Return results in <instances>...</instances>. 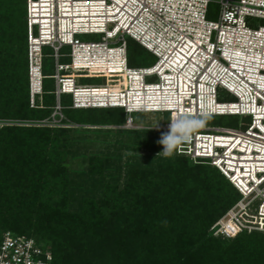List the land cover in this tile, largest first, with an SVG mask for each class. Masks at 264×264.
<instances>
[{
  "label": "built area",
  "instance_id": "obj_1",
  "mask_svg": "<svg viewBox=\"0 0 264 264\" xmlns=\"http://www.w3.org/2000/svg\"><path fill=\"white\" fill-rule=\"evenodd\" d=\"M214 4L219 15L211 21ZM26 26L30 108L44 107L46 79L55 104L47 118L0 127H86L66 109H123L126 122L116 129H143L133 114L241 117L239 128L199 129L176 152L217 168L240 194L211 227L214 236L264 234V0H26ZM129 39L156 62L131 68ZM169 123L153 129L169 131ZM0 264L54 260L34 238L7 231Z\"/></svg>",
  "mask_w": 264,
  "mask_h": 264
},
{
  "label": "trees",
  "instance_id": "obj_2",
  "mask_svg": "<svg viewBox=\"0 0 264 264\" xmlns=\"http://www.w3.org/2000/svg\"><path fill=\"white\" fill-rule=\"evenodd\" d=\"M145 53L129 42V61ZM49 63L45 58V68ZM52 83L45 80L44 107L30 108L26 0H0V120L47 118L55 104ZM75 110L89 118L73 119ZM65 114L78 124L126 122L118 108ZM118 131L151 151L129 157L123 184L116 161L98 155L77 180L68 166L69 128L0 127V242L7 231L34 238L54 264H264V234L225 238L211 231L240 199L217 168L176 150L158 155L159 130Z\"/></svg>",
  "mask_w": 264,
  "mask_h": 264
},
{
  "label": "rangeland",
  "instance_id": "obj_3",
  "mask_svg": "<svg viewBox=\"0 0 264 264\" xmlns=\"http://www.w3.org/2000/svg\"><path fill=\"white\" fill-rule=\"evenodd\" d=\"M219 15V7L217 5H211L210 11L208 14V19L211 21H216ZM84 40H92V37H83ZM129 42L132 43V40L129 39ZM144 59L138 61L136 55L129 61V66L131 68L139 67H149L152 66L156 59L152 57L149 53L144 54ZM69 62V61H68ZM49 71L52 72L53 65L49 63ZM155 80H152L154 82ZM82 84H94V83H103L101 80H82ZM67 97H63V104L67 102ZM223 101H234L233 98L227 96ZM70 104V103H69ZM67 104V105H69ZM73 119L84 120L89 118V112L83 110H75L70 112ZM135 118V123H139V127L143 129H153L157 126L162 125L169 121L167 114H133ZM242 118L237 116H223V117H208L207 122L204 127H227V128H239V122ZM3 121L18 122L19 120L7 119ZM2 122V120H0ZM86 127H72L70 132V143H72L71 152L72 155L69 156L68 166L73 174L79 176L76 177L77 180L80 176H84L88 168V158L92 155L98 156H107L112 160L116 161L114 171H119L121 173L120 179L121 184L124 182V171L129 164V157L136 156L141 154L151 153L149 149L140 148L137 144L131 143L127 140L129 135H120L119 129L113 128L111 126L115 125H92L84 124ZM156 125V126H155ZM155 126V127H153ZM203 127V128H204ZM157 130V129H155ZM161 132L156 134L157 142L161 139V134L168 131L159 130ZM154 137V136H153ZM131 138V137H130ZM133 138V137H132ZM131 138V140H132ZM163 145L158 143V149L156 153L160 156L162 154ZM177 151V149H176ZM161 153V154H160ZM177 153V152H176ZM174 155V154H173ZM117 165L119 167L117 168Z\"/></svg>",
  "mask_w": 264,
  "mask_h": 264
},
{
  "label": "clouds",
  "instance_id": "obj_4",
  "mask_svg": "<svg viewBox=\"0 0 264 264\" xmlns=\"http://www.w3.org/2000/svg\"><path fill=\"white\" fill-rule=\"evenodd\" d=\"M207 118V114L192 115L189 113H178L170 117L169 131L162 133L158 141L163 145L162 154L166 157L172 156L180 144L187 142L194 132L205 126Z\"/></svg>",
  "mask_w": 264,
  "mask_h": 264
},
{
  "label": "crops",
  "instance_id": "obj_5",
  "mask_svg": "<svg viewBox=\"0 0 264 264\" xmlns=\"http://www.w3.org/2000/svg\"><path fill=\"white\" fill-rule=\"evenodd\" d=\"M49 68H50V66L49 65H47L46 66V68H45V65H44V73H45V75H51L52 73H53V68H52V72H48V73H46L47 71H49ZM46 71V72H45ZM44 83H45V81H44ZM53 84V85H52ZM51 84V87H54V83H52ZM52 90V89H51Z\"/></svg>",
  "mask_w": 264,
  "mask_h": 264
},
{
  "label": "flooded vegetation",
  "instance_id": "obj_6",
  "mask_svg": "<svg viewBox=\"0 0 264 264\" xmlns=\"http://www.w3.org/2000/svg\"><path fill=\"white\" fill-rule=\"evenodd\" d=\"M29 80V79H28ZM28 89H29V85H28Z\"/></svg>",
  "mask_w": 264,
  "mask_h": 264
},
{
  "label": "bare ground",
  "instance_id": "obj_7",
  "mask_svg": "<svg viewBox=\"0 0 264 264\" xmlns=\"http://www.w3.org/2000/svg\"><path fill=\"white\" fill-rule=\"evenodd\" d=\"M177 65V64H176Z\"/></svg>",
  "mask_w": 264,
  "mask_h": 264
}]
</instances>
